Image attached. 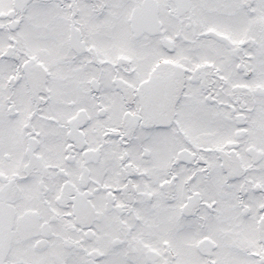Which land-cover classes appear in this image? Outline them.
<instances>
[{"label": "snow or ice", "instance_id": "1", "mask_svg": "<svg viewBox=\"0 0 264 264\" xmlns=\"http://www.w3.org/2000/svg\"><path fill=\"white\" fill-rule=\"evenodd\" d=\"M0 264H264V0H0Z\"/></svg>", "mask_w": 264, "mask_h": 264}]
</instances>
